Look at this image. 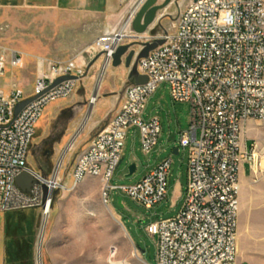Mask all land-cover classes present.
<instances>
[{
  "label": "built area",
  "instance_id": "1",
  "mask_svg": "<svg viewBox=\"0 0 264 264\" xmlns=\"http://www.w3.org/2000/svg\"><path fill=\"white\" fill-rule=\"evenodd\" d=\"M134 7L122 25L128 22V31L123 33L121 27L105 32L87 53H103L104 62L112 65L122 44L157 38L165 43L139 62L138 71L148 81L127 87L122 106L78 155L73 187L87 178L99 179L103 201L112 205L115 188L110 181L122 161L129 129L140 130L147 155L159 141L161 119L145 120L143 114L151 94L167 83L174 100L192 106L190 128L180 139L189 149V182L178 214L147 228L157 240L155 264H237L239 174L250 158L243 130L250 120H264V0H190L174 29L162 35L137 33L132 23L140 8ZM39 64L43 70L30 95L16 84L6 91L0 82V212L38 207L46 217L61 189L62 167L57 164L51 176L34 170L28 162L31 143L47 105L69 97L78 80L47 89L61 76L84 77L86 68L74 60L41 59ZM22 65L21 54L0 43V81L9 66ZM29 97L37 98L16 114ZM171 165L170 159L161 162L122 190L140 205L154 208L167 197ZM23 173L34 178L30 190L17 184Z\"/></svg>",
  "mask_w": 264,
  "mask_h": 264
},
{
  "label": "rangeland",
  "instance_id": "2",
  "mask_svg": "<svg viewBox=\"0 0 264 264\" xmlns=\"http://www.w3.org/2000/svg\"><path fill=\"white\" fill-rule=\"evenodd\" d=\"M163 1L160 0V3ZM189 2L172 0L159 13L162 18L160 23H156L152 34L162 35L172 31L180 12ZM4 43H8L7 46L12 49L16 48L9 40L5 39ZM35 61L18 68L9 66L1 80L4 89L9 91L16 84L24 88L27 94H32L41 74L39 63ZM102 67L89 71L86 68L85 76L75 83L69 97L47 105L35 129L29 165L45 176H51L56 165H61L65 187L54 194L53 210L45 227L42 264H147L141 261L139 247L146 251V260L155 264L157 240L148 233L147 228L154 222L176 215L164 201L148 209L122 190V187L131 186L145 176L143 170H139L132 177H126L133 156L139 157L145 169L161 155L165 161L169 155H173L175 148H180L181 135L190 128L191 104L174 100L167 83L161 84L151 94L143 117L146 120L161 119L165 128L159 147L168 149H161L151 159L141 149L140 130L132 127L128 131L124 159L110 181L115 188L110 195L112 205L107 206L103 201L101 182L98 187L90 184L86 190L80 188L81 184L73 187L76 159L89 144L85 138L86 126L92 120L93 112L82 126L90 100L96 93ZM123 69L128 72V68L122 65L116 68L120 72L112 75L114 69L108 64L97 105L100 99L116 98L126 92L131 83ZM49 106H52L51 110ZM79 107L82 108L80 113L77 112ZM172 135H175V139L170 141ZM243 142L248 146L250 158L246 163L247 171L240 173L237 264H264V120L247 122ZM184 156L181 146L180 153L175 155L177 162L173 165L174 171L179 172ZM119 197L123 199V206L119 204ZM43 225L44 217L38 207L0 212V264H39L38 248Z\"/></svg>",
  "mask_w": 264,
  "mask_h": 264
},
{
  "label": "crops",
  "instance_id": "3",
  "mask_svg": "<svg viewBox=\"0 0 264 264\" xmlns=\"http://www.w3.org/2000/svg\"><path fill=\"white\" fill-rule=\"evenodd\" d=\"M139 1L140 0H0V43L10 48L7 46L8 43H4L6 39L9 40L11 44L15 45L16 48L13 49L21 54L23 64H32L36 62L35 60L39 63L41 59L61 63L74 60L78 65L88 69L90 62L94 59V56L87 53L88 47L96 38L100 37L105 32L121 28L129 10L137 5ZM155 25L156 24L152 25L144 34L151 35ZM136 49L139 50L141 48L137 46ZM104 61V58L100 59L92 68L100 69ZM112 68L114 69L111 71L112 75L116 72H120L116 71L117 67L113 65ZM123 73L126 74L129 79V70L126 72L123 69ZM129 81L133 83L130 79ZM124 101L125 93L123 92L116 98L105 97L102 100L100 99L98 105L96 103L92 120H90L86 126L88 130L85 138L89 143L94 136L110 122L111 118L116 114ZM51 107L48 109L51 110ZM89 107L90 103L88 110ZM77 112H82V108L79 107ZM163 126L165 128L164 124ZM161 139L162 133L157 145L152 152L148 154L151 159H154L156 153L161 149H168L167 147H159ZM127 144L128 134L123 151L124 155L126 154ZM180 149L181 146L178 148V154L180 153ZM184 152L185 156L180 165L179 172L173 170V165L177 162L175 155L178 154H175L173 150V155L168 156L172 161V165L169 174L167 197L164 203H168L169 208L172 209L171 211L176 215L184 204L189 182V149L184 148ZM123 159L124 156L122 161ZM162 161L161 155L145 169L139 157L133 156L130 159V164L137 163V171L143 170L146 176ZM242 170L245 172L247 171L246 164L242 165L241 171ZM90 184L92 187H98L100 185V180L87 178L81 183L80 188L86 190Z\"/></svg>",
  "mask_w": 264,
  "mask_h": 264
},
{
  "label": "water",
  "instance_id": "4",
  "mask_svg": "<svg viewBox=\"0 0 264 264\" xmlns=\"http://www.w3.org/2000/svg\"><path fill=\"white\" fill-rule=\"evenodd\" d=\"M197 1V0H195ZM172 0H164L160 3V0H145L142 6L140 7L138 13L136 14L133 20V28L139 34H144L147 30L154 24L160 23L162 16H159V13L167 7ZM165 43L164 38H157L152 42H142L134 41L131 43H125L120 45L114 55L112 65L114 67H119L124 64L129 70V79L136 84H145L148 81L146 76H143L138 71V65L141 59L147 58L151 51ZM141 47L137 50L136 47ZM103 58V53H99L94 57L88 66V71L100 60ZM81 77L77 75H67L57 78L54 83L47 89V91L53 89L57 85L67 81V80H79ZM37 97H29L22 101L16 108V114H19L29 103L34 101ZM175 139V135L170 138V141ZM178 148L174 149V153L178 154ZM137 171V163H131L128 167V174L126 177H132ZM34 183V178L29 173H23L17 177V184L24 190H30L31 186ZM49 193L48 187L44 186V201H46ZM119 204L123 206V199L118 198ZM142 257L141 261L149 264L144 256L146 251L141 249Z\"/></svg>",
  "mask_w": 264,
  "mask_h": 264
},
{
  "label": "bare ground",
  "instance_id": "5",
  "mask_svg": "<svg viewBox=\"0 0 264 264\" xmlns=\"http://www.w3.org/2000/svg\"><path fill=\"white\" fill-rule=\"evenodd\" d=\"M144 1L145 0H140L138 2V4L134 7V10L136 11L137 9H139L141 7V5L144 3ZM128 30H129L128 22H126V24H124V26L122 27V32L125 33V31H128ZM107 67H108V63L104 62V65L102 67V72L100 75V80L97 83L96 93L93 95V97L90 100L91 105H90L89 111L86 115V118H85V121H84L82 128L85 126V124L88 122V120L90 119V117L92 115V112L94 110V107H95V104L97 102V98L99 95V89H100V86L102 85V79H103V76H104V73H105ZM42 70H43V66H42V64H39L40 73L42 72ZM71 144H73V141H72V143L69 144L68 149L71 146ZM58 167L61 168L62 166L59 165ZM61 175H62V172L59 174V180L61 181V188L65 189V187L63 186L64 184H63V179H62ZM107 206H109V205H107ZM48 218H49V215H46V217H44V225H43V229L41 232V238H40V243H39V248H38L39 264H42V247H43V240H44V234H45V227H46Z\"/></svg>",
  "mask_w": 264,
  "mask_h": 264
},
{
  "label": "trees",
  "instance_id": "6",
  "mask_svg": "<svg viewBox=\"0 0 264 264\" xmlns=\"http://www.w3.org/2000/svg\"><path fill=\"white\" fill-rule=\"evenodd\" d=\"M138 245V244H137ZM138 247H139V245H138ZM144 259L146 260V258H145V256H144ZM147 261V260H146ZM148 262V261H147ZM149 263V262H148ZM149 264H151V263H149Z\"/></svg>",
  "mask_w": 264,
  "mask_h": 264
}]
</instances>
